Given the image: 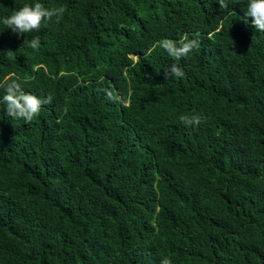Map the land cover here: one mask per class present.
<instances>
[{"label": "trees", "instance_id": "trees-1", "mask_svg": "<svg viewBox=\"0 0 264 264\" xmlns=\"http://www.w3.org/2000/svg\"><path fill=\"white\" fill-rule=\"evenodd\" d=\"M37 2L66 11L5 28ZM246 7L0 0V83L52 97L30 123L0 104V264H264V32ZM185 37V58L161 46Z\"/></svg>", "mask_w": 264, "mask_h": 264}, {"label": "clouds", "instance_id": "clouds-1", "mask_svg": "<svg viewBox=\"0 0 264 264\" xmlns=\"http://www.w3.org/2000/svg\"><path fill=\"white\" fill-rule=\"evenodd\" d=\"M233 3L239 4L240 0H232ZM220 9L229 8V0H218ZM66 8L63 6L47 8L42 3L34 5L25 4L18 10L5 17L2 21L5 28H10L14 33L25 34L39 32L42 26H46L53 18L58 23L62 19ZM246 16L251 17V23L258 32H264V0H247ZM28 46L33 50L40 47V37L34 36L28 42ZM161 46L168 52L169 56L175 60L187 57L195 48H198L199 42L196 39L181 40L177 46L171 40H164ZM184 72L176 65L172 64L169 69L164 71V77L169 76L182 77ZM0 88L4 90V95L0 97V104L6 105L7 114L13 119H23L30 123L37 117L45 104L52 103V97L47 96L41 98L31 92L25 91L22 82L17 79H7L0 83ZM108 98L114 99L112 93L108 94ZM180 122L188 127L199 126L204 117L196 114L180 116ZM161 264H171V260L163 259Z\"/></svg>", "mask_w": 264, "mask_h": 264}]
</instances>
